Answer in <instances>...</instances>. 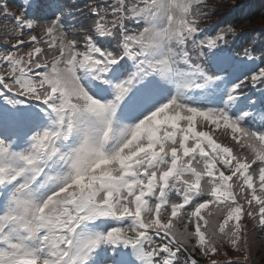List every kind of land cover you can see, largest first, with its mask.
Segmentation results:
<instances>
[{
    "label": "snow or ice",
    "instance_id": "1",
    "mask_svg": "<svg viewBox=\"0 0 264 264\" xmlns=\"http://www.w3.org/2000/svg\"><path fill=\"white\" fill-rule=\"evenodd\" d=\"M218 10L0 0V264H252L264 44Z\"/></svg>",
    "mask_w": 264,
    "mask_h": 264
},
{
    "label": "trees",
    "instance_id": "2",
    "mask_svg": "<svg viewBox=\"0 0 264 264\" xmlns=\"http://www.w3.org/2000/svg\"><path fill=\"white\" fill-rule=\"evenodd\" d=\"M20 0H10L12 4H18ZM61 3H72V0H60ZM219 3V10L215 15H227L218 24L223 28L231 24L238 31L237 45L249 46L253 41L257 46L264 44V0H214ZM82 4L83 0H76ZM247 29V30H246ZM246 30V31H244ZM236 254H234L235 257ZM220 259H224L220 257ZM255 264H264V234L256 233L255 246L253 248V261Z\"/></svg>",
    "mask_w": 264,
    "mask_h": 264
}]
</instances>
